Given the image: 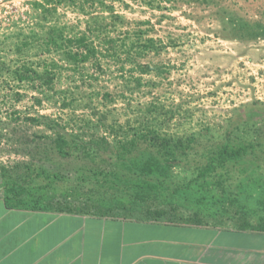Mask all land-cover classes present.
I'll return each mask as SVG.
<instances>
[{
    "label": "rangeland",
    "instance_id": "rangeland-1",
    "mask_svg": "<svg viewBox=\"0 0 264 264\" xmlns=\"http://www.w3.org/2000/svg\"><path fill=\"white\" fill-rule=\"evenodd\" d=\"M0 197L264 231V0H0Z\"/></svg>",
    "mask_w": 264,
    "mask_h": 264
},
{
    "label": "crops",
    "instance_id": "crops-1",
    "mask_svg": "<svg viewBox=\"0 0 264 264\" xmlns=\"http://www.w3.org/2000/svg\"><path fill=\"white\" fill-rule=\"evenodd\" d=\"M0 264H264V231L31 209L0 197Z\"/></svg>",
    "mask_w": 264,
    "mask_h": 264
},
{
    "label": "trees",
    "instance_id": "trees-1",
    "mask_svg": "<svg viewBox=\"0 0 264 264\" xmlns=\"http://www.w3.org/2000/svg\"><path fill=\"white\" fill-rule=\"evenodd\" d=\"M84 41H85L84 37H80L79 39H77L76 44L77 45H80V46H85V42ZM72 42H73L72 40H70V39L68 40V43H72ZM105 43L112 44L113 43V40L108 39V40L105 41ZM69 58L70 59L71 58L74 59V56L73 55H70ZM86 58H87L86 56H83L82 57V60H85ZM5 202H6L7 205H10L7 199H5ZM245 226H248L249 227L250 225L246 224Z\"/></svg>",
    "mask_w": 264,
    "mask_h": 264
}]
</instances>
